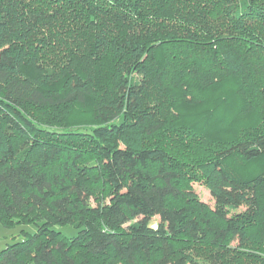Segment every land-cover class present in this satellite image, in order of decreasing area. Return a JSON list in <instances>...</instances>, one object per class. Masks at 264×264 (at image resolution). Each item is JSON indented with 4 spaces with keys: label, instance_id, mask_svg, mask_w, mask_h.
<instances>
[{
    "label": "trees",
    "instance_id": "1",
    "mask_svg": "<svg viewBox=\"0 0 264 264\" xmlns=\"http://www.w3.org/2000/svg\"><path fill=\"white\" fill-rule=\"evenodd\" d=\"M223 92L184 167L160 136ZM0 223L37 228L0 264H264V0H0Z\"/></svg>",
    "mask_w": 264,
    "mask_h": 264
},
{
    "label": "rangeland",
    "instance_id": "2",
    "mask_svg": "<svg viewBox=\"0 0 264 264\" xmlns=\"http://www.w3.org/2000/svg\"><path fill=\"white\" fill-rule=\"evenodd\" d=\"M49 55V54H48ZM45 58V57H44ZM46 59H50L49 62L54 59L53 55H49L46 57ZM49 62L44 61L43 63L47 66ZM52 63L50 66L54 65L56 61H51ZM42 69V67H40ZM102 70L103 68L100 67ZM98 67L97 70H100ZM44 71V70H43ZM232 87V85L226 86L227 90H229ZM224 93V92H223ZM224 103H220L217 108L213 109L212 113L209 111L207 113V110L211 107L209 105L207 106H198V108H184L182 111V114H184L187 118H183V121L190 120L192 123L187 131V133L183 134L182 138L180 139L176 134L175 131L172 129H168L163 135L160 137L164 140L165 145L170 149L173 156L181 162V164L185 167L186 162L189 160L187 159L188 156L192 154L191 149V143H197L198 145L204 146H210V142H219L227 139H231L233 134L232 131V124L235 122L234 117V103L230 104V100L232 101V96L229 94V98L226 103L227 94L225 95ZM89 105L85 106H79L74 107L67 105L66 108H63L61 111L57 112L58 118H67L71 117L73 115V110L78 108L81 112L83 111L85 114L89 112L88 107ZM59 110V109H58ZM40 112V111H39ZM44 111H41L40 114L43 116ZM225 117V119H223ZM196 118V119H193ZM193 120H196L193 124ZM89 119L86 120L88 122ZM242 119L240 118L238 121V125L242 123ZM73 124L70 125L72 128H77V123L71 121ZM64 124L62 121H54L52 122L53 128H61ZM231 128V129H230ZM183 140V142L181 141ZM215 143V145L217 144ZM209 149V148H208ZM260 166V162H255L252 164H246L243 162H233L231 166H229L230 171L232 170H243L244 172H247L245 174L251 175L254 172L252 171V167ZM191 185L197 194L198 198L209 205L210 207H213L214 200L212 199L211 195L209 194L208 190L204 186V184L201 181H193L191 182ZM59 231L67 236L71 237L76 234V230L71 226H64L58 228ZM37 230L36 226L34 224H22L17 223L12 226H5L2 223H0V250L5 248L8 244L13 243L17 240H22V232H26L29 234L35 233ZM235 245V242H232L230 244L231 247ZM241 264H252L253 260L248 259L246 257L240 258Z\"/></svg>",
    "mask_w": 264,
    "mask_h": 264
}]
</instances>
